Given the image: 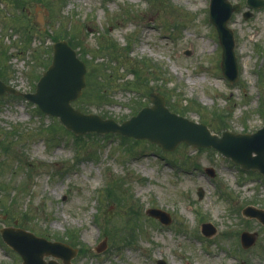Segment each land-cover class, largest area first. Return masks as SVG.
Returning <instances> with one entry per match:
<instances>
[{"label": "rangeland", "instance_id": "374dc122", "mask_svg": "<svg viewBox=\"0 0 264 264\" xmlns=\"http://www.w3.org/2000/svg\"><path fill=\"white\" fill-rule=\"evenodd\" d=\"M230 1L241 4L228 20L235 82L220 69L222 48L209 21V0H24L20 9L0 0L6 80L33 91L50 62L53 37L66 38L87 60L90 78L85 94L71 101L74 107L121 122L149 105L153 90L167 107L212 132H253L264 123V7ZM35 3L48 11L45 29L35 22ZM247 9L251 15L244 17ZM13 11L31 18L29 44L13 30ZM46 137H53L50 143ZM248 205L264 209L262 175L213 148L179 143L166 151L115 133L74 137L33 102L0 96V227L16 224L81 247L71 264H264V225L242 215ZM149 207L166 212L169 223L148 215ZM204 222L215 227L210 236L201 231ZM242 230L257 232L248 248L239 242ZM1 241L0 264L19 263Z\"/></svg>", "mask_w": 264, "mask_h": 264}, {"label": "water", "instance_id": "95a60500", "mask_svg": "<svg viewBox=\"0 0 264 264\" xmlns=\"http://www.w3.org/2000/svg\"><path fill=\"white\" fill-rule=\"evenodd\" d=\"M246 2L252 7L264 6V0ZM239 7L240 4H232L229 0L209 2V20L217 30L222 48L220 67L224 77L231 82L237 79L238 66L234 53V36L227 21ZM39 9L43 10L40 6L35 7L36 11ZM43 11L44 13L36 15L40 25L43 24V14H47L46 10ZM85 73V64L77 57L75 50L66 40H57L52 44L51 62L42 72L33 92L19 91L0 79V95L8 92L31 100L41 111L58 116L63 126L75 134L114 132L136 139L146 138L164 150L174 149L179 142L213 147L230 157L241 168L258 170L264 177V125L253 133H238L227 129L221 130L220 134L212 133L205 123L170 111L165 105L164 97L157 92L150 94L152 105L141 108L137 114L119 123L113 118H104L93 112H82L71 105V100L78 97L85 86ZM60 79L66 80L67 84L59 86ZM207 170L212 174L211 169ZM198 194L202 195L200 188ZM147 213L164 223L169 222L168 214L158 208H148ZM243 214L256 217L264 224V209L249 205L243 209ZM202 227L206 236L215 231L210 223H203ZM0 232L4 241L22 256V264H57L54 260L44 262V254L59 257L63 264H70L71 257L76 253V249L65 243L49 241L22 228L4 227ZM255 238V232L242 231L240 234V242L245 248L252 245ZM158 264L164 262L159 261Z\"/></svg>", "mask_w": 264, "mask_h": 264}, {"label": "trees", "instance_id": "16d2710c", "mask_svg": "<svg viewBox=\"0 0 264 264\" xmlns=\"http://www.w3.org/2000/svg\"><path fill=\"white\" fill-rule=\"evenodd\" d=\"M32 1H37L38 2L40 0H32ZM9 2L12 4L13 7H17V9L18 8L20 9V8H22L24 6V0H9ZM22 13H23V15L22 16H19L21 14H17L15 11L12 12V16H11L12 24L11 25H12L14 31H16V32H18L20 34V42L22 43V41H24L25 44H29L30 41L33 38L32 23H31L30 17L28 15H26L23 11H22ZM53 39H56V38L53 37ZM112 48H115V47L112 46ZM4 54H5V52H4ZM33 54L35 56H38V49L33 50ZM85 62L87 63V60H85ZM7 72H8V66L5 63V60L2 62L1 59H0V76L4 80H6V74H7ZM129 72H131L135 76L136 79L142 77V75H140L139 72L137 70L133 69V68H129ZM32 76L33 77L36 76V73H34ZM87 80H88V83H89L90 82V78H89L88 73H87ZM137 83H138V81H135V84H137ZM98 92H99L98 93V98L99 99H104L106 97V94L104 93L103 90L99 89ZM87 93H88V91H87ZM11 96L14 97V95H11ZM140 107H138L136 109V111ZM180 112H182V111H180ZM40 128H43V127H40ZM45 129L47 131L50 130L49 127H46ZM46 133L47 132H44L43 135H45ZM31 134L34 135L35 133L34 132H31ZM46 138L48 139V141L50 143V141H51V139L53 137L52 138L46 137ZM4 149H7V147L4 146ZM107 190L109 191L108 194H112L113 193L112 188H111V190H109V189H107Z\"/></svg>", "mask_w": 264, "mask_h": 264}, {"label": "bare ground", "instance_id": "6f19581e", "mask_svg": "<svg viewBox=\"0 0 264 264\" xmlns=\"http://www.w3.org/2000/svg\"><path fill=\"white\" fill-rule=\"evenodd\" d=\"M66 85L67 84V81L66 80H64V79H60V81H58V85L59 86H62V85ZM153 119V118H152Z\"/></svg>", "mask_w": 264, "mask_h": 264}]
</instances>
